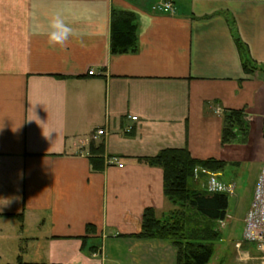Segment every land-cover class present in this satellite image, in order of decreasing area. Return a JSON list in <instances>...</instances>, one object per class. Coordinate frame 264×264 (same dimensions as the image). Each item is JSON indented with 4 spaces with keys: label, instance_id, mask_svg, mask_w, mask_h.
Wrapping results in <instances>:
<instances>
[{
    "label": "crops",
    "instance_id": "obj_1",
    "mask_svg": "<svg viewBox=\"0 0 264 264\" xmlns=\"http://www.w3.org/2000/svg\"><path fill=\"white\" fill-rule=\"evenodd\" d=\"M114 10L136 16L134 53H111ZM237 39L264 65V0H0V259L120 264L111 238L135 264H176L168 242L126 235L146 208L176 209L163 170L138 158L186 147L227 163L215 173L231 189L217 224L234 246L220 245L219 264H264L234 240L264 168V71L245 72ZM232 109L250 120L248 141L222 145ZM93 141L104 143L100 172Z\"/></svg>",
    "mask_w": 264,
    "mask_h": 264
},
{
    "label": "trees",
    "instance_id": "obj_2",
    "mask_svg": "<svg viewBox=\"0 0 264 264\" xmlns=\"http://www.w3.org/2000/svg\"><path fill=\"white\" fill-rule=\"evenodd\" d=\"M234 30V28H233ZM136 16L130 11L113 12L111 53L114 55L134 53L137 51ZM238 40V39H237ZM243 68L246 73L260 69L249 54L247 46L238 40ZM251 122L244 110H227L223 116L221 132L222 145L246 143ZM104 143L92 142L90 147L91 166L93 171L105 168ZM140 162L159 167L164 173L165 197L176 207L165 217H158L155 208L145 209L140 231L131 236L143 241H163L171 244L176 250V264H209L214 255L217 240H221L218 221L225 220L229 207V195L226 192H209L205 187L192 185L198 178L204 180L208 175L223 170L227 163L216 158L195 159L188 148H166L152 157L138 158ZM88 234H96L94 225L87 226ZM88 237L84 238L86 240ZM98 246L90 250L96 252ZM18 264L26 263L18 257Z\"/></svg>",
    "mask_w": 264,
    "mask_h": 264
},
{
    "label": "built area",
    "instance_id": "obj_3",
    "mask_svg": "<svg viewBox=\"0 0 264 264\" xmlns=\"http://www.w3.org/2000/svg\"><path fill=\"white\" fill-rule=\"evenodd\" d=\"M171 1L164 2L162 9L164 12H170L173 10ZM90 75L94 74V71L89 72ZM137 117H133L135 120ZM105 134L103 129H99L96 132V136H102ZM123 165H121L122 167ZM208 175V181L205 188L209 192H231V189L218 180L216 174L203 170ZM199 170H195V176L198 177ZM243 244L252 245L259 258L264 260V168L262 169L258 180L256 189L254 192L253 200L250 209L247 213L243 231L242 241L236 244L238 249H242Z\"/></svg>",
    "mask_w": 264,
    "mask_h": 264
},
{
    "label": "rangeland",
    "instance_id": "obj_4",
    "mask_svg": "<svg viewBox=\"0 0 264 264\" xmlns=\"http://www.w3.org/2000/svg\"><path fill=\"white\" fill-rule=\"evenodd\" d=\"M215 174V173H214ZM198 178V177H197ZM196 178V179H197ZM206 180V183H207V178L205 179ZM206 183H205V185H206ZM193 187H194V185H193ZM229 194V193H228ZM229 196L231 197V194H229ZM227 233H229V232H224V235L222 234L221 235V237L224 239V237H226L225 238V240H217L215 243H214V247H215V251H214V255H213V257L211 258V260H210V262H209V264H219L220 263V259L222 258V257H224V253L222 252V249H221V247H220V245H233L234 246V242L232 243L231 241H232V239H230L233 235L232 234H227ZM243 239V235H241V231L240 232H238V234H236V237H235V239L234 240H242ZM110 241H112V239L110 238L109 240H108V243L109 244H111V246H108V253H115V254H121V255H123V258L121 259V263L120 264H135V261L134 260H136V259H133L135 256H137V254H130V253H128L127 252V250L129 249V248H126V246H127V244H125L124 243V245L122 246V245H120V249L119 250H117V243L115 242V241H112V242H110ZM121 243H123V242H120V244ZM114 248V249H113ZM113 250V251H112ZM116 250H117V252H116ZM169 251V250H168ZM170 254H171V252H169ZM169 253H167L168 255H169ZM15 256L16 255H13V254H11V253H9V254H7V255H5V256H3L1 259H0V264H10V263H12V264H16V262L14 261V259H15ZM28 255H26V257H27ZM30 257L28 258V260H30V261H41V260H45V259H40V256L38 255H29ZM25 260H26V258H25Z\"/></svg>",
    "mask_w": 264,
    "mask_h": 264
},
{
    "label": "clouds",
    "instance_id": "obj_5",
    "mask_svg": "<svg viewBox=\"0 0 264 264\" xmlns=\"http://www.w3.org/2000/svg\"><path fill=\"white\" fill-rule=\"evenodd\" d=\"M65 39H67V34L65 35Z\"/></svg>",
    "mask_w": 264,
    "mask_h": 264
}]
</instances>
